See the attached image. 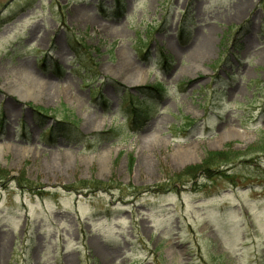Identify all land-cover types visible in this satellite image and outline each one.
Masks as SVG:
<instances>
[{"label":"rangeland","instance_id":"374dc122","mask_svg":"<svg viewBox=\"0 0 264 264\" xmlns=\"http://www.w3.org/2000/svg\"><path fill=\"white\" fill-rule=\"evenodd\" d=\"M263 147L262 0H0V264H264Z\"/></svg>","mask_w":264,"mask_h":264},{"label":"trees","instance_id":"16d2710c","mask_svg":"<svg viewBox=\"0 0 264 264\" xmlns=\"http://www.w3.org/2000/svg\"><path fill=\"white\" fill-rule=\"evenodd\" d=\"M264 3V0H262ZM76 62L78 64L79 67L77 68L78 71H82V70H88L89 72V76H94L96 77L98 75V73L96 72V62H94L87 53L83 52H79V50L76 51ZM95 73V74H94ZM38 113V112H37ZM45 133H47L48 135H53L55 133V130H47ZM264 148V147H263ZM258 150H252L251 152H257ZM238 158V155L233 156L232 153L227 152L225 150L220 151V152H207L203 162L201 163V165L198 166H192L189 167L187 169L186 172H184L183 174H177L176 178H182L183 176H195V174L199 171H204V172H208L211 173L209 170H215L214 168H217L219 170L220 166L224 165V164H228L231 162H235L234 159ZM233 159V160H232ZM223 174V172L221 173ZM210 175V174H209Z\"/></svg>","mask_w":264,"mask_h":264}]
</instances>
